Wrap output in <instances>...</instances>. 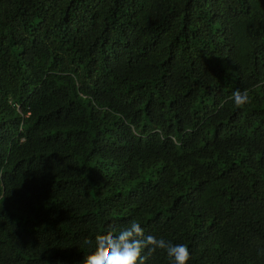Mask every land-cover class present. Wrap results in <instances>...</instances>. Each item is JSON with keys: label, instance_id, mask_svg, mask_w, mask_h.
<instances>
[{"label": "trees", "instance_id": "1", "mask_svg": "<svg viewBox=\"0 0 264 264\" xmlns=\"http://www.w3.org/2000/svg\"><path fill=\"white\" fill-rule=\"evenodd\" d=\"M132 222L264 264V0H0V264Z\"/></svg>", "mask_w": 264, "mask_h": 264}, {"label": "clouds", "instance_id": "2", "mask_svg": "<svg viewBox=\"0 0 264 264\" xmlns=\"http://www.w3.org/2000/svg\"><path fill=\"white\" fill-rule=\"evenodd\" d=\"M237 107L249 102L246 91L236 90L230 97ZM94 247L87 253L81 264H146L149 256L158 249L164 250L173 264H188L190 252L185 244H172L154 235H145L144 229L137 222L117 232L97 233L94 242H87ZM143 253V254H142Z\"/></svg>", "mask_w": 264, "mask_h": 264}]
</instances>
